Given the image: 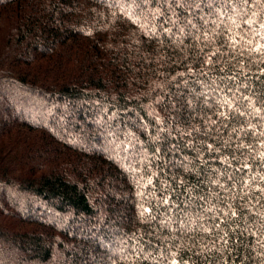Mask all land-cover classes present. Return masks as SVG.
<instances>
[{
	"label": "trees",
	"instance_id": "obj_1",
	"mask_svg": "<svg viewBox=\"0 0 264 264\" xmlns=\"http://www.w3.org/2000/svg\"><path fill=\"white\" fill-rule=\"evenodd\" d=\"M0 264H264V0H0Z\"/></svg>",
	"mask_w": 264,
	"mask_h": 264
}]
</instances>
